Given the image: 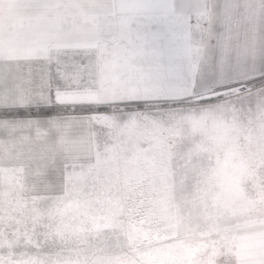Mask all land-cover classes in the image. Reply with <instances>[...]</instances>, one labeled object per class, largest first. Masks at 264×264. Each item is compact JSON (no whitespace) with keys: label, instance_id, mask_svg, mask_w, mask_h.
<instances>
[{"label":"snow or ice","instance_id":"obj_1","mask_svg":"<svg viewBox=\"0 0 264 264\" xmlns=\"http://www.w3.org/2000/svg\"><path fill=\"white\" fill-rule=\"evenodd\" d=\"M0 264H264V0H0Z\"/></svg>","mask_w":264,"mask_h":264}]
</instances>
